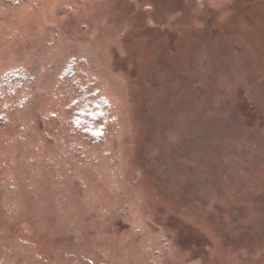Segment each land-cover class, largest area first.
I'll return each instance as SVG.
<instances>
[{"label": "rangeland", "instance_id": "rangeland-1", "mask_svg": "<svg viewBox=\"0 0 264 264\" xmlns=\"http://www.w3.org/2000/svg\"><path fill=\"white\" fill-rule=\"evenodd\" d=\"M0 264H264V0H0Z\"/></svg>", "mask_w": 264, "mask_h": 264}, {"label": "trees", "instance_id": "trees-1", "mask_svg": "<svg viewBox=\"0 0 264 264\" xmlns=\"http://www.w3.org/2000/svg\"><path fill=\"white\" fill-rule=\"evenodd\" d=\"M79 106V110L73 114V131L87 137L89 141H101L102 131L96 130V127L104 119L101 116L106 108L105 102L100 100L89 103L85 99L80 101Z\"/></svg>", "mask_w": 264, "mask_h": 264}]
</instances>
